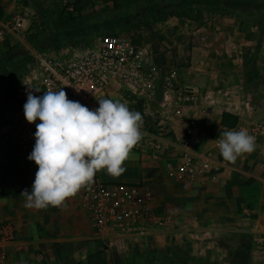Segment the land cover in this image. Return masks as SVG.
<instances>
[{
	"label": "rangeland",
	"instance_id": "rangeland-1",
	"mask_svg": "<svg viewBox=\"0 0 264 264\" xmlns=\"http://www.w3.org/2000/svg\"><path fill=\"white\" fill-rule=\"evenodd\" d=\"M161 1L164 0H15V10L7 15L6 20H10L13 14H19L25 24L18 35L7 34L0 40V111L8 104L6 96L12 81L11 73L24 64L30 50H46L49 40L58 38L60 33L81 38L88 44L106 32H127L140 41L141 32L154 23V17L158 15L157 10L147 11V6H155ZM179 12L166 17L184 19L183 27L185 30L190 29L191 33L183 35L195 40L192 42L194 47L203 46L197 42V38H204V34L210 33L207 31L208 26H219L218 31L223 27H232L241 35L243 40L233 41V44L240 46L232 51L233 56L230 55L233 61H224V65L230 69L237 68L239 75L235 76H242L244 80L253 77L254 83L247 84L242 90V100L249 111L259 107L262 113V22L258 20L242 29L237 16L214 7L185 8ZM67 16H72L74 21L61 24L60 20ZM228 21L233 25L228 24ZM123 96L130 109L141 112L142 128L153 131L160 124L170 127L171 121L166 117L170 116V112L165 107H161L159 113L155 108H149V104L127 94ZM187 111L188 106L185 104L181 114L173 115V119L182 123L189 116ZM169 202L163 208L170 216L168 221L148 237H93L84 250L62 248L65 236L57 234L55 229L50 242L51 229L48 230L45 222L35 216L26 225L28 230L17 243V224L9 219L0 225V264H182L191 260L200 264H264V218L258 217L253 202L229 201L228 211L225 210L223 215L220 214L221 208H214L211 214L204 209L206 206L203 202L192 204L188 201V204H181L182 201L176 198H170ZM216 203L219 205L220 202Z\"/></svg>",
	"mask_w": 264,
	"mask_h": 264
},
{
	"label": "built area",
	"instance_id": "built-area-1",
	"mask_svg": "<svg viewBox=\"0 0 264 264\" xmlns=\"http://www.w3.org/2000/svg\"><path fill=\"white\" fill-rule=\"evenodd\" d=\"M24 24L19 14L13 15L0 29V40L7 34L18 35ZM57 37L49 40L46 50L29 51L9 84L8 104L0 111V142L7 146L9 155L24 160L36 171L38 165L27 157L40 121L29 123L24 117L23 105L29 92L40 96L44 91L63 88L68 99L89 109L97 108L101 98L127 102L124 94L150 104L160 92L161 107L173 115H180L186 104L189 116L183 121L178 138L172 136L170 127L160 124L153 131L142 128V141L136 145L155 160L166 159L163 174L177 187L192 186L201 179L217 181L231 168L218 148L223 131L245 128L256 137V142L264 136L262 111L257 117L238 119L234 126L212 133L210 148H198L194 138L205 111L204 99L199 86L179 84L176 65L161 63L138 37L127 32H106L91 44L63 33ZM217 93L227 95L222 90ZM71 198L80 203L101 238L147 237L169 218L160 210L156 192L148 183L105 182L96 173L90 184L67 199Z\"/></svg>",
	"mask_w": 264,
	"mask_h": 264
},
{
	"label": "crops",
	"instance_id": "crops-1",
	"mask_svg": "<svg viewBox=\"0 0 264 264\" xmlns=\"http://www.w3.org/2000/svg\"><path fill=\"white\" fill-rule=\"evenodd\" d=\"M15 6V0H0V29L8 21L7 15L14 12ZM183 23H185L184 19L174 16L154 22L141 32L140 42L164 65H176L180 73L179 84H194L200 87L205 111L199 118L194 143L198 148L207 149L212 146L211 134L225 127L221 123L222 112L232 113L238 119L245 120L252 114V117L259 116L261 114L259 111L262 109L255 107L256 110L252 108L249 111L242 100V90L247 84L254 83L253 77L249 76L244 80L242 76H235L239 75L237 68L230 69L224 65V61L228 63L229 60L233 61L230 58V55L233 56L232 51L240 48L239 45L233 44V41L243 40L241 35L232 27H223L221 31H218L219 26L216 28L208 26L207 31L210 33L204 34L206 35L204 38H197V42L203 46H195V48L192 46L195 40L183 35V33H191L190 29L185 30ZM228 24L233 25L229 21ZM224 53L226 56L223 55ZM218 90L224 91L227 95L218 94ZM161 102L160 92L158 99L150 103L149 108H155V111L160 113ZM169 115L166 117L171 121L169 126L172 136H180L183 122L179 123L177 119H173L172 113ZM256 144V149L252 153L241 155L235 163L230 162L231 168L219 180L201 179L192 186L177 187L171 184L163 174L166 159L155 160L138 146H134L129 158L124 162L123 166L126 170L123 174L113 177L104 170L98 171L97 174L105 182L150 184L156 192L157 199L159 198L157 202L162 206L163 211L164 206L170 204V198L182 201L181 204H184L183 202L188 204V201L192 204L203 202L206 206L204 209L211 214L214 208H221V215L228 209L229 201L236 203L244 201L253 202L258 217L264 218L262 214L264 211V136ZM35 173L36 170L30 168L24 160L15 159L9 155L7 146L0 142V225L12 219L17 224L14 227L18 235L16 242L19 243L20 236L28 230L26 225L30 223L32 217H39L45 222L47 229H51L50 242L51 237L55 235L53 233L55 229L57 234L65 236V242L61 244L62 248H69L70 251L84 250L91 238L100 236L96 233L89 215L82 210L77 200L66 199L59 207L49 206L39 210L25 206V198L21 193L25 189L31 190ZM218 195L221 196L217 198ZM218 201L219 205L216 203ZM166 215L168 216L167 213ZM157 229L160 228H155ZM3 230L7 231L6 228ZM205 232L210 233V231ZM93 243H96L95 240Z\"/></svg>",
	"mask_w": 264,
	"mask_h": 264
},
{
	"label": "clouds",
	"instance_id": "clouds-1",
	"mask_svg": "<svg viewBox=\"0 0 264 264\" xmlns=\"http://www.w3.org/2000/svg\"><path fill=\"white\" fill-rule=\"evenodd\" d=\"M98 104L89 109L68 99L63 88L27 94L24 117L29 123L40 122L27 157L38 169L31 190L21 193L26 207H59L90 184L98 171L113 177L125 172L124 162L143 138V116L120 99L101 98ZM220 137V155L231 163L257 146L256 137L245 128L223 131Z\"/></svg>",
	"mask_w": 264,
	"mask_h": 264
},
{
	"label": "trees",
	"instance_id": "trees-1",
	"mask_svg": "<svg viewBox=\"0 0 264 264\" xmlns=\"http://www.w3.org/2000/svg\"><path fill=\"white\" fill-rule=\"evenodd\" d=\"M202 7H214L224 13L233 14L241 20V28L244 29L256 21H261L264 26V0H164L157 5H149L146 10H157L158 15L153 21H161L168 15L179 14L182 9ZM61 24L74 21L72 16L64 17ZM11 73L13 77L18 70ZM11 84V82L9 83ZM238 117L229 112H222L221 123L223 126H234ZM182 264H200L196 260L185 261Z\"/></svg>",
	"mask_w": 264,
	"mask_h": 264
}]
</instances>
